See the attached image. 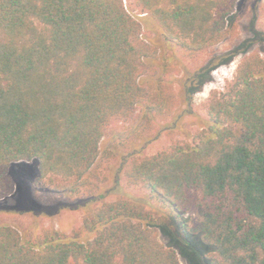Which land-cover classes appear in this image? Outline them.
I'll return each instance as SVG.
<instances>
[{
	"label": "trees",
	"instance_id": "trees-1",
	"mask_svg": "<svg viewBox=\"0 0 264 264\" xmlns=\"http://www.w3.org/2000/svg\"><path fill=\"white\" fill-rule=\"evenodd\" d=\"M130 1L188 56L227 37L238 0ZM142 36L124 0H0V197L13 187L12 165L30 160L74 191L112 124L139 106L149 122L174 112L167 80L143 82L158 49ZM205 109L208 134L127 160L128 183L169 204L168 217L119 198L83 220L87 241L47 231L27 243L0 224V264H182L159 238L172 224L190 264H264V57L245 55Z\"/></svg>",
	"mask_w": 264,
	"mask_h": 264
},
{
	"label": "rangeland",
	"instance_id": "rangeland-1",
	"mask_svg": "<svg viewBox=\"0 0 264 264\" xmlns=\"http://www.w3.org/2000/svg\"><path fill=\"white\" fill-rule=\"evenodd\" d=\"M124 2L140 19L142 37L158 49L157 56L146 60L151 67L143 82L156 86L160 78L167 80L177 95V107L168 118L149 122L139 106L133 120L112 124L102 139L93 170L84 184L71 187L74 191L64 190L67 184L60 179L51 182L41 178L35 160L15 162L9 169L13 187L0 197V224L17 228L27 243H35L47 231L66 235L80 231V240L87 241L92 235L81 230L83 220L103 201L119 198L151 211L155 218L168 217L172 211L169 204L153 198L146 188L128 183L127 160L131 155L154 154L176 142H192L198 133H207L211 122L205 104L210 93L224 89L245 55L259 53L264 57V0H238L227 37L188 56L166 40L153 18L132 6L130 0ZM206 70L204 80L203 76L199 78ZM192 216L191 212L182 213L187 220ZM169 228V233H159L161 242L174 246L182 264H190L181 252L184 242L176 237L173 224ZM191 237L207 255L211 253L210 245L199 244L198 237Z\"/></svg>",
	"mask_w": 264,
	"mask_h": 264
}]
</instances>
